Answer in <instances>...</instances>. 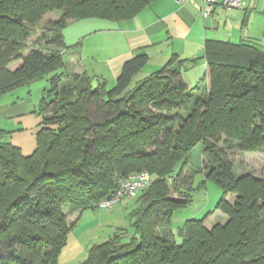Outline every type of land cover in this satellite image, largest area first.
I'll return each mask as SVG.
<instances>
[{
  "label": "trees",
  "instance_id": "1",
  "mask_svg": "<svg viewBox=\"0 0 264 264\" xmlns=\"http://www.w3.org/2000/svg\"><path fill=\"white\" fill-rule=\"evenodd\" d=\"M151 1L0 0V93L35 79L47 82L32 153L23 155L0 130V264H59L73 226L64 207L97 208L114 193L118 177L143 170L151 183L124 198L129 228L92 244L76 264H264V172L235 174L225 152L264 148L263 50L205 40L209 82L201 96L192 90L200 86L190 87L184 78L195 60L175 53L132 86L145 53L123 64L112 87L98 79L93 86L94 78L84 73L62 72L68 20H126ZM50 11L60 18L37 35V23ZM43 39L51 45L47 53L34 48ZM194 147L200 148L205 180L222 191L215 209L227 218L209 228L204 219L188 218L175 239L167 227L174 209L190 201L193 174L181 173ZM230 192L233 203L225 199Z\"/></svg>",
  "mask_w": 264,
  "mask_h": 264
},
{
  "label": "crops",
  "instance_id": "2",
  "mask_svg": "<svg viewBox=\"0 0 264 264\" xmlns=\"http://www.w3.org/2000/svg\"><path fill=\"white\" fill-rule=\"evenodd\" d=\"M256 1L241 0V6L236 9H226L218 3L206 5L205 9L209 14L202 16L198 0H187L183 3L176 0H152L132 18L107 21L108 26L95 27L88 34L98 32L96 35H104L95 39L87 35L74 38L70 33L77 29L80 34V31L88 30L89 26L93 27L90 24L93 19L100 18L70 19L62 29V38L66 46L70 47L64 53L68 54V58H63L62 72L84 73L94 79L115 82L123 64L139 53L147 56V62L142 69H159L175 53L187 62L195 60L188 63L187 67L198 62L200 68H203V76L200 75L196 84H192L187 73H184L190 87L198 86L207 75V65L203 58L205 40L244 42L264 51V30H253L258 18L264 22V1L261 0L260 7L252 8L260 0L258 3ZM206 80L207 77L205 82ZM35 83H38L37 87H42L41 97L42 89L47 84L44 79H35L29 84L0 93V130L5 131V140L19 147L23 155L34 150L36 133L42 126V116L38 113L40 98L36 100L32 95ZM124 200L126 199L122 200L123 204ZM212 225L213 223L210 227Z\"/></svg>",
  "mask_w": 264,
  "mask_h": 264
},
{
  "label": "rangeland",
  "instance_id": "3",
  "mask_svg": "<svg viewBox=\"0 0 264 264\" xmlns=\"http://www.w3.org/2000/svg\"><path fill=\"white\" fill-rule=\"evenodd\" d=\"M259 0L256 1L258 3ZM264 1V0H263ZM261 0L259 3L254 5L252 8L260 7ZM259 9V8H257ZM61 13L59 11H50L46 13L41 20L37 23V35H40L42 31H44L43 27L51 28V23L56 21L60 18ZM100 19H93L91 21L90 28L83 30L82 32L79 30H76L74 33L71 32L72 29L69 30L71 32L70 34L72 37L77 38L81 35H87L91 39H95L101 36H104L103 34L96 35L98 32L88 34L94 29L95 27H106L109 24L106 20L99 21ZM72 28V27H69ZM250 30V29H249ZM253 30L257 32H261L264 30V22L262 19H257L255 21V24L253 25ZM51 33L53 32L50 29ZM49 31V32H50ZM47 39L50 38V33H48ZM259 36V35H258ZM87 37V38H88ZM43 39L41 42H37L34 46V48L39 49L45 53H47V49L45 47H49L51 45H46V40ZM264 39V37H263ZM36 41V37H30L29 42ZM67 43V42H66ZM264 45V44H263ZM69 45L61 48V53L63 58H68V54H64L65 50H69ZM264 49V48H263ZM28 50L24 52L26 54ZM71 54H69L70 56ZM21 63V60H15L11 62L8 67L10 69H15L19 64ZM158 68L153 67L149 68L146 67L142 69L135 77L133 78L131 82V86L134 84V82L138 79H141L144 76H147L149 73L153 72ZM203 68H200L199 63H194V65L187 67V70L185 71L187 73V76L191 79L192 84H196V81L199 77L203 76L202 72ZM201 75V76H200ZM44 79V78H42ZM39 80V79H38ZM45 80V79H44ZM96 78L92 81V85H96ZM102 80V79H101ZM199 80V79H198ZM68 79L61 80V83L68 82ZM106 81L107 87H112L114 85V81L108 80ZM194 81V82H193ZM39 82V81H34ZM33 82V83H34ZM41 82V80H40ZM208 77L205 82V80L201 81L199 86L200 89H192L193 90V96H201L203 92V87L208 83ZM31 83V85L33 84ZM34 89L32 92L33 97L36 100H39L41 88L37 87L38 83H35ZM30 86V85H29ZM47 86V84H46ZM28 87V86H27ZM26 87V88H27ZM203 95V94H202ZM93 105H91V110H93ZM185 116V115H184ZM219 146H222L221 143H219ZM264 146V145H263ZM226 155L233 163V171L235 174H244L247 172H253L256 175H261L264 172V148L261 151H240V150H226ZM204 160H206L204 158ZM201 166V155H200V148L194 147L192 152L189 155L188 164L185 165L182 168L181 175L189 176L193 174L192 181H191V189H188V193L190 195V201L183 207L175 208L172 214L171 224L169 227H167L168 230L173 234V237L175 239L178 238V229L182 226L183 222L188 218H195V219H204L206 222L204 223L206 227H210V225L216 222L223 223L227 216L223 212H221L219 209H215L216 203L220 199L222 195L221 189L218 187L217 184H215L212 180L206 179L203 176V172L200 171ZM192 170H195L192 172ZM189 178V177H188ZM204 180V182H203ZM171 180L169 179V182ZM203 182V183H202ZM176 192L171 191L172 196H176ZM234 193H227L225 196V199L233 203L234 202ZM123 200V199H122ZM121 200V201H122ZM120 201V202H121ZM117 203L114 206L111 207L109 211H105L99 207L91 209H75L71 205H66L63 209V213L65 215V221L68 225H73L68 233L67 242L64 245V247L61 249L59 253V264H76L82 259L86 257L87 250L92 244H97L102 241H105L109 236L113 234V232L116 230V228L119 227H127L129 228L128 221L126 219V216L128 212L130 211V208L125 206V204ZM82 215L78 218L81 211ZM78 218V220H77ZM80 223H83V225H80Z\"/></svg>",
  "mask_w": 264,
  "mask_h": 264
},
{
  "label": "built area",
  "instance_id": "4",
  "mask_svg": "<svg viewBox=\"0 0 264 264\" xmlns=\"http://www.w3.org/2000/svg\"><path fill=\"white\" fill-rule=\"evenodd\" d=\"M178 3H183L187 0H176ZM200 3V12L202 16L209 14V11L205 9L206 5L220 4L223 8H239L241 6V0H198ZM254 1V0H250ZM151 177L145 170L138 171L130 174L127 177H118L115 182L114 193L98 203V207L109 211L112 206L119 203L124 198L133 199L136 195L146 186L151 183Z\"/></svg>",
  "mask_w": 264,
  "mask_h": 264
}]
</instances>
